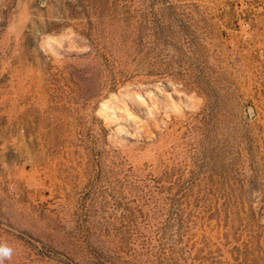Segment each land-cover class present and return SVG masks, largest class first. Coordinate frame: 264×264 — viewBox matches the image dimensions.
<instances>
[{
    "label": "rangeland",
    "instance_id": "1",
    "mask_svg": "<svg viewBox=\"0 0 264 264\" xmlns=\"http://www.w3.org/2000/svg\"><path fill=\"white\" fill-rule=\"evenodd\" d=\"M3 264H264V0H0Z\"/></svg>",
    "mask_w": 264,
    "mask_h": 264
},
{
    "label": "clouds",
    "instance_id": "2",
    "mask_svg": "<svg viewBox=\"0 0 264 264\" xmlns=\"http://www.w3.org/2000/svg\"><path fill=\"white\" fill-rule=\"evenodd\" d=\"M11 256V249L7 246L0 245V264H3L4 258H9Z\"/></svg>",
    "mask_w": 264,
    "mask_h": 264
}]
</instances>
